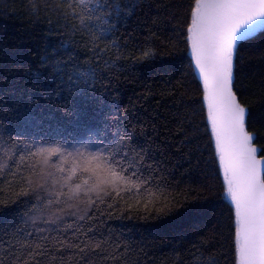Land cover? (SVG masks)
<instances>
[{
    "label": "snow or ice",
    "instance_id": "1",
    "mask_svg": "<svg viewBox=\"0 0 264 264\" xmlns=\"http://www.w3.org/2000/svg\"><path fill=\"white\" fill-rule=\"evenodd\" d=\"M26 15L46 31L37 62L21 66L33 77L28 103L0 101V264H141L148 242L133 238L139 230L198 207L192 184L207 190L216 177L221 199L230 201L232 264H264V136L249 130L251 108L237 87L240 46L264 30V0H28ZM133 17L149 35L129 48L134 37L122 41L117 33ZM181 44L218 166L192 183L174 179L166 158L190 160L198 150L185 151L197 139L195 131L187 134L197 126L179 92L185 84L160 85L161 99L171 101L166 111L131 99L121 106L117 92L129 62L147 64L164 54L159 46L171 54ZM259 51L264 59V40ZM143 87L137 102L154 98V86ZM32 92L46 101L47 119L36 115L40 99ZM172 136L178 142L170 143ZM124 221L132 227H113ZM192 227L167 245L171 251L158 264H219L205 256L204 238L185 248L200 231ZM222 227L218 222L209 239L224 237Z\"/></svg>",
    "mask_w": 264,
    "mask_h": 264
},
{
    "label": "trees",
    "instance_id": "2",
    "mask_svg": "<svg viewBox=\"0 0 264 264\" xmlns=\"http://www.w3.org/2000/svg\"><path fill=\"white\" fill-rule=\"evenodd\" d=\"M176 0H172L175 3ZM187 5L188 0H181ZM28 0H0V101H7L9 104L15 100L22 103H28L30 85L33 77L27 75L23 67L30 63L34 64L38 60V54L43 44V36L46 29L43 26H32L29 24L26 15V5ZM5 5L7 7H5ZM152 15H155L153 10ZM148 25H139L137 18L133 17L126 27H121L117 33L123 41L124 38L131 34L134 39H129V48L135 44L137 47L144 44V38L149 35ZM171 34V29L166 30L162 39ZM251 42H242L240 46V55L243 60L240 62L241 68L237 72V87L241 90L238 95L241 96V102L247 103L251 108V115L248 117V127L250 131L255 130L259 135L264 136V59L260 56V42L264 40V30L254 37L250 38ZM156 45H160L157 41ZM178 51L171 54L168 53L163 46H159V52L164 53L158 55L147 64H134L126 66V71L121 75L117 92L121 106L127 105L129 100L137 103V107H143L146 110L166 111L171 107V101L166 98L161 99L159 95L160 85L165 81L169 87L175 86L177 81L185 84L184 88H180L179 92L184 94V100L187 101V107L193 113V125L196 128L189 127L187 134L191 135L196 132L197 139L192 145L187 146L188 149L194 151L190 160L181 157H167L170 160L168 167L173 173V178L183 180L184 183H192L196 176L200 175L202 170L215 173L217 164L213 163V147L209 142V133L205 131L206 125L203 123L205 111L202 108V99L200 86L193 80L189 65V55L185 46L181 44ZM144 85L154 86V98H150L147 102L141 100L136 101L137 95L141 94ZM23 90V94H21ZM35 98L40 99L37 92L31 93ZM165 105V108H157V103ZM35 113L39 117L47 119L49 109L46 101L40 99L39 105H33ZM55 119H62V111L52 113ZM173 132L175 126L172 125ZM45 130L47 125L45 124ZM167 136L165 130H161L160 140H164ZM169 142L177 141L178 137H168ZM259 142V141H258ZM199 161V163L197 162ZM191 169L192 176H181L186 170ZM212 187L207 190H201L200 182L192 184L193 191L190 195L197 196L198 192L201 199L196 203L198 207L185 209L182 215L172 218H166L164 222H150L152 227L145 231L143 228L133 237L140 239L143 235L148 242L147 257H141V264L151 261L152 264H158L171 251L168 244H176L179 237L185 231H193V225L197 224L200 231L195 237L189 236L184 241L185 248L191 243H195L197 239L204 238L207 240V246L203 249L205 256L215 255L219 264H232V255L230 252V240L227 238V225L230 223V206L223 199L221 179L219 177L210 181ZM184 184H181L183 187ZM218 222H222V231L224 237H212L214 229ZM126 224L132 227V224L124 222H114L113 227L120 228ZM176 237V239H174ZM223 253V255H219Z\"/></svg>",
    "mask_w": 264,
    "mask_h": 264
},
{
    "label": "water",
    "instance_id": "3",
    "mask_svg": "<svg viewBox=\"0 0 264 264\" xmlns=\"http://www.w3.org/2000/svg\"><path fill=\"white\" fill-rule=\"evenodd\" d=\"M263 31V30H262ZM259 32H261V31H259ZM259 32H257L255 35H257ZM188 55H189V57H190V53H188ZM197 79H198V74H197ZM205 111V110H204ZM224 200L229 204V206H230V201L226 198V197H224Z\"/></svg>",
    "mask_w": 264,
    "mask_h": 264
}]
</instances>
